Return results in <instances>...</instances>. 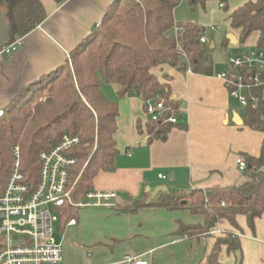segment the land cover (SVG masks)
<instances>
[{
  "label": "crops",
  "instance_id": "crops-1",
  "mask_svg": "<svg viewBox=\"0 0 264 264\" xmlns=\"http://www.w3.org/2000/svg\"><path fill=\"white\" fill-rule=\"evenodd\" d=\"M40 1L46 18L21 37V45L13 53H0V110L4 111L10 100L29 84L64 65L70 52L100 22L112 0ZM206 2L190 5L187 0L192 13L199 6L207 11ZM245 2L248 0H228L232 7L222 22H216L214 17L213 22H208L203 16H178L180 3L174 7L173 16L179 22L215 27L213 31L207 29L213 50L216 41L223 49H231L238 46L239 30L231 28L229 15ZM220 4L209 7L210 17L221 10ZM223 22H227L224 29ZM257 38L253 32L245 44L251 42L255 46ZM229 56L232 55L227 56L224 71L228 69ZM152 71L160 81H165L163 75L171 77L170 99L178 103L175 112L178 124L163 139L151 137L146 131L144 101L136 95L118 97L116 84H104L105 95L118 102L114 131L118 154L114 158V171H99L92 189L115 192V205L122 207L130 200L146 201L150 196L146 186L152 190L165 185L166 192H188L192 188L207 191L245 181L236 158L258 156L264 132L245 125L244 106L230 97L226 84L216 77L222 71L213 68V75H202L167 64ZM160 173L164 178L158 177ZM76 211L73 224L68 225V220L54 221L53 239L62 244V264H119L128 256L142 257L148 264H207L216 239L227 231L240 239L239 264H264V211L254 219V230L248 226L246 217L238 214L235 218L238 228L223 219L210 228L216 232L193 238L179 233V225L203 224L204 216L187 208L168 210L146 205L130 212L115 207H84ZM218 253L221 264H237L235 253L229 252L226 245Z\"/></svg>",
  "mask_w": 264,
  "mask_h": 264
},
{
  "label": "trees",
  "instance_id": "trees-1",
  "mask_svg": "<svg viewBox=\"0 0 264 264\" xmlns=\"http://www.w3.org/2000/svg\"><path fill=\"white\" fill-rule=\"evenodd\" d=\"M62 3L65 0H55ZM181 0H112L91 34L70 52L69 59L50 74L29 84L13 97L0 116V191L13 171L14 148L19 151V166L24 182L31 188L37 185L40 172V153L49 151L64 134L79 138L69 148L75 157L69 171L74 200L84 197L92 189L99 171L113 172L118 102L103 92L104 84H116L118 97L136 95L142 101L163 98L175 113L178 103L170 99L171 77L160 81L152 68L167 64L179 70L191 69L202 75H213L210 43H202L200 35L205 27L198 23L179 22L173 11ZM207 0H189L190 5ZM228 0H220L222 7ZM10 34L6 44L22 37L46 18L40 0H0ZM230 26L239 30V45L249 35L257 33L255 47L264 51V0H248L229 15ZM175 29V31H173ZM91 37V38H90ZM90 38V39H89ZM261 87L247 92L259 99H249L244 106L245 125L264 132V100ZM178 123L148 120L146 131L151 137L165 138L169 129ZM186 127L185 124H180ZM246 180L237 184L206 190L192 188L188 192H161L151 201L130 200L115 208L135 211L150 205L168 210L190 209L204 216L203 224L180 223L178 232L188 238L207 235L210 228L226 219L234 227L238 214L254 230L256 217L264 211V139L258 156H244ZM223 203V205L221 204ZM58 219L69 220L77 211L69 206L58 208ZM0 235V250L2 248ZM229 252L240 248L239 237L227 231L216 239L207 264H221V246Z\"/></svg>",
  "mask_w": 264,
  "mask_h": 264
},
{
  "label": "built area",
  "instance_id": "built-area-1",
  "mask_svg": "<svg viewBox=\"0 0 264 264\" xmlns=\"http://www.w3.org/2000/svg\"><path fill=\"white\" fill-rule=\"evenodd\" d=\"M207 29L213 31L215 27L205 28L199 37L202 43H208ZM21 40L18 37L4 45L0 53L10 55L21 45ZM227 68L216 74V77L226 84L230 97L237 99L242 106H246L249 99L257 101L259 98L256 95L248 98L247 92L256 87H261L262 93L264 91V51L254 47L242 54L229 56ZM262 93L261 98L264 100ZM144 104L148 120L172 124L179 122L176 113L165 114L169 108L163 98L157 101L148 99ZM3 114L4 111L0 110V116ZM77 143V136L64 134L61 141L49 151L40 153L39 179L34 188L23 181L19 151L17 147L14 148L13 171L6 186L0 191V264H62V244L53 239V225L58 219V208L69 205L75 210L84 207H115L117 194L110 190L89 189L82 199L74 200L68 169L76 162V158L67 153ZM236 164L240 171L246 168V161L240 156L236 158ZM158 177L164 178V175L160 173ZM75 221L71 217L67 224ZM209 232L214 233L216 230ZM119 264H148V260L128 256Z\"/></svg>",
  "mask_w": 264,
  "mask_h": 264
},
{
  "label": "rangeland",
  "instance_id": "rangeland-1",
  "mask_svg": "<svg viewBox=\"0 0 264 264\" xmlns=\"http://www.w3.org/2000/svg\"><path fill=\"white\" fill-rule=\"evenodd\" d=\"M218 2H220V0H207V2H206L207 11L205 10V7L199 6L200 8L196 7L195 12L192 13L190 11V8L188 7L187 0H185L183 2H180L179 6L177 7L178 8V10H177L178 16L179 15H189V16L194 17V18H201L203 16L202 19H204L208 22H213L212 20L214 17V20L216 22H218V20H220L222 22L223 16L224 15H225L224 17L227 16V14L230 12L232 6H230V3H228V1H227L226 5H225V7L228 6L227 8L222 7L221 10H219L216 14H214L215 16L210 17L209 7H211V6L213 7V5L216 6ZM204 13H206V15ZM226 24H227V22L222 23L223 29H224ZM218 31H222V29L218 30ZM214 38H215V35H214ZM254 47H255L254 44L249 42V43H246L244 45L238 44V46H234V48H231V49H229V48L223 49L220 46L219 42L216 41V47L212 52L213 53L212 54L213 68L218 72L224 71L226 69V58L228 55L234 56V55L242 54L245 51H249L250 49H253Z\"/></svg>",
  "mask_w": 264,
  "mask_h": 264
},
{
  "label": "water",
  "instance_id": "water-1",
  "mask_svg": "<svg viewBox=\"0 0 264 264\" xmlns=\"http://www.w3.org/2000/svg\"><path fill=\"white\" fill-rule=\"evenodd\" d=\"M9 34H10V28H9L8 23H7L5 13L0 9V49L4 45H6V43L8 41ZM230 37H232V35H230ZM232 39H233V37H232ZM213 47H214V43L211 42L210 48H213ZM166 190H167V187L165 185L156 186L152 190H150V188L148 186H146V191L148 192V194H150L147 201H151L152 199H154L156 197V195H158L161 192H165ZM234 253L236 255L237 264H239L240 259H241V252H240V250H236V251H234Z\"/></svg>",
  "mask_w": 264,
  "mask_h": 264
}]
</instances>
